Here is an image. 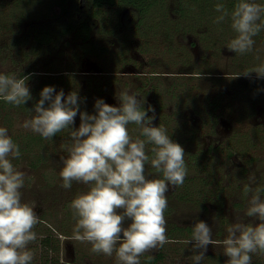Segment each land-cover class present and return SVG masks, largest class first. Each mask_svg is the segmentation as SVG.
<instances>
[{
    "label": "clouds",
    "instance_id": "obj_1",
    "mask_svg": "<svg viewBox=\"0 0 264 264\" xmlns=\"http://www.w3.org/2000/svg\"><path fill=\"white\" fill-rule=\"evenodd\" d=\"M215 11L220 15L214 22L230 18L236 33L228 50L239 54L251 52L253 37L264 31V4L237 0L230 13L223 3H217ZM250 73L264 77V64L243 75ZM27 79L0 74V98L15 106L25 104L32 98ZM54 92L52 86L42 89L34 115L23 127L45 139L69 130L70 142L62 145L68 155L61 158V187L70 189L74 182L88 186L87 191L78 193L70 202L76 221L73 238L90 243L93 253L109 257L115 253L117 264H140L139 258L145 253L170 242L164 215L168 208L166 194L170 186L184 183V149L165 128L152 126L155 109L151 105L144 109V100L135 94L120 92L118 107L97 99L95 114H88L80 111L76 91L66 98L63 90L55 95ZM78 113L80 124L73 128ZM129 124L140 126L145 139L133 140ZM146 144L153 145L151 159ZM20 155L8 130L0 127V264H31L33 253L28 245L36 240L33 229L40 222L34 209L22 202L24 173L12 163ZM149 162L162 178L145 175ZM245 215L258 222L232 224L223 241L213 239L206 222L197 221L191 239L185 241L192 244L195 252L191 257L193 264H200L209 245L221 243L227 264H251V254H264V199L259 191L251 196ZM126 218L131 223L124 227Z\"/></svg>",
    "mask_w": 264,
    "mask_h": 264
},
{
    "label": "rangeland",
    "instance_id": "obj_2",
    "mask_svg": "<svg viewBox=\"0 0 264 264\" xmlns=\"http://www.w3.org/2000/svg\"><path fill=\"white\" fill-rule=\"evenodd\" d=\"M168 2H170L168 10L171 6L176 7V0H168ZM68 3L70 9H72V16H79L86 14V11H88L90 7L91 0H0V74L15 76L16 78H23L25 76L28 77L26 84L32 97L25 104H21L20 106H15L12 104H10L9 107L0 106V127H4L8 130L9 136H11L14 143H16L21 150L23 144V142H20L21 140H29L28 143L31 142V144H33L32 140H35V137L39 138L38 133L33 132L31 129L24 128L23 124L26 120L31 119L34 115V105L39 101L40 93L45 86L53 87L55 84L56 87H54V95L61 90H63L64 93L67 92V94L75 90H80V92H78L79 95L83 94L84 97L79 99L78 96V101H83V107L85 108V112L88 114H95L94 105L97 99H103L105 103L112 106H115L116 102V104H118V47L121 46V39H118V33L121 32V30L118 32V19L120 20V15L125 10L123 9L118 15V5L113 7L105 6L101 9L102 18L97 21L96 28L93 30L91 35V41H93L95 45L104 46L108 49L105 60L98 58V56L94 54L81 53L80 48L81 46L85 45L72 34L64 36L61 40H59L56 43L57 48L54 49L47 48L45 45L39 46L38 50H33L31 45H12L16 38L32 33L34 25H38L42 28V26L45 25L48 20L53 19L54 16L63 15V20L61 23H67L68 15H65L64 11H62V8L68 5ZM173 3L175 5H173ZM163 9L167 10V8ZM163 9L161 11H163ZM219 15L220 13H216L211 18V23H209V25L205 28L208 29L207 32H211L209 33L210 42L212 39L218 40V38H221V42L226 44H218L217 46H228L230 41L235 37L236 33L231 28V21H228L230 18H225V20L221 23L214 22L216 17ZM149 16L151 18L150 27L154 28L152 30L149 29L150 34L147 35L148 38L145 37L142 40L145 43L149 41L152 42V44L148 45L162 46L160 49L163 50L165 46H185L181 44L183 39H185L186 42H188L189 39L195 42L199 38L197 40L198 44L195 46H204L200 36L183 38L179 32L176 34L174 44H171V42L168 41L167 32L173 26V23H176V17L170 14L168 17L170 24L166 25V14L158 15V13L154 12V14H150ZM144 22V29H146V31L143 32L145 33L149 28V24L147 19H145ZM202 24H206L205 21H202ZM120 37H122V35H120ZM263 37L264 31H261L258 35L253 37L255 41L253 48L258 49L259 51H264ZM140 39H142V37H140ZM138 40V36L135 34L131 41H128L130 42L128 46L132 47L131 53L129 52L132 60L128 63H138L141 61V59H143L145 62H149V64L152 62L154 64L160 62V66H165L168 64L165 62L168 60V57L170 60L172 59V55H169V53L165 57L160 55L155 56L154 58L142 55L138 52V50H136V48L133 47L139 45L137 44L139 43ZM212 44L213 43H210V45L207 46H213ZM207 51H205L202 47H195L193 50L194 59L199 65H202V70L208 71L211 69L213 72L209 73L216 75L218 71L220 73L224 72L227 74L232 71V68H235L234 65L231 64L230 51H227L221 57L220 62L222 63V66L219 68L213 66L216 64V59L214 56H210L213 54ZM207 56H210L208 58L211 60H208ZM254 57L256 58H252L248 64V67L245 69L250 71L257 66L264 64L263 54H261L260 57ZM72 67L77 71L71 72L69 69ZM170 69L171 71H175L172 68ZM84 72H91L95 75H86ZM251 74L253 77L249 76V78H254V76H257L256 73ZM203 75V77H197V79L192 81L190 87H196L190 89V98L192 95L198 92L200 93V96H202L203 101H205V96L212 93L214 82L210 80V76H205L209 74L204 73ZM91 76H94V78L96 77L97 79L94 82H89V80L94 79ZM108 79L112 81L110 84L111 86H108L107 84ZM97 83L99 86L103 84L102 88L104 85V87H107L106 94H100L101 92L95 85ZM227 86L228 84H225L223 87ZM109 87L112 88V90L108 89ZM191 102L192 101L187 103L182 102V105L191 106ZM47 103L48 102L46 101L45 106H47ZM176 103L179 104L180 102H178L176 99H172L170 102L171 105L174 104V107H178V105H175ZM237 104V109H239L238 114H246V108L244 105L248 104H241L239 102H237ZM204 106H206L208 109V105ZM231 108L234 107L232 106ZM202 114L206 119V112H202ZM238 114H225L227 116L225 117L237 126L236 132L238 131V133L235 134V140H239V142H243L245 145H249V140H251L252 146H250V152L252 154H256L257 156L260 155L262 158H264L263 137L260 138L252 135V133L250 134V129L253 126L251 121L253 120L254 115L251 117H246L244 123H242L237 120ZM76 117L77 119L74 120V124L72 125L73 128H78L80 124V117ZM208 129L210 128L208 125H206L204 130ZM224 129L228 128L226 127ZM128 130L129 134L134 140L137 138H142L140 126L132 127V125H128ZM243 132H247L250 135L248 136L247 134H243ZM69 142V130H64V133L60 132L56 137L53 138V140L46 144L45 141L41 140L39 145H34L35 149L33 152L24 153L22 150L20 151L22 154L18 159H12V163L16 169L24 173V186L21 189L22 202L27 203L34 209L40 221L33 229L37 238L33 243L28 245L29 250H31L33 253V260L31 264H46L48 260H52L51 262L56 264H117L115 253H113V255L110 257L103 254L93 253L91 251L92 246L90 243L80 242L73 238V228L76 221L70 208V202L78 193L87 191L88 186L74 182L70 189H64L61 187L62 179L59 175L63 167L61 158L67 157L68 155L62 145H65ZM247 153V151L243 152V149L240 147L237 151V154L245 160L247 157L246 155H248ZM42 155L44 160H39V157L42 158ZM37 159L41 163H35ZM236 159L237 158H235V160ZM223 163L225 164V161H223ZM259 166L262 165L259 164ZM148 172L152 171L145 169V174ZM231 176H234L235 178L238 177V169L232 171V174L228 175L227 177ZM255 176L256 168L253 167L251 170L252 179ZM240 187L241 185L235 184L232 192ZM170 188L171 186L169 189ZM239 196V193L235 195V197ZM241 196L245 198L246 195L244 194ZM251 196L252 195H250L245 201L241 202L245 206H249V200L251 199ZM242 203V206L239 207L240 210L235 209L233 212L230 211V205V210H227L224 206V218L227 219L229 218L228 215H233L234 223H246L248 217L245 215V213L248 207L245 208ZM230 204L232 205V201H230ZM184 209L186 211L184 212L185 217H183V219L186 220H191V218L197 213L196 211L189 209L187 206ZM205 213L206 216L204 214L203 216L206 218L203 217L201 219L209 225V227L212 229L213 235H216V228H218L219 230L217 235L223 234V236L226 238L228 235L227 230L232 226L230 222H228L230 226H217V221L215 220L216 218L212 210L205 211ZM234 223L232 222V224ZM220 229H222L221 232ZM47 236L51 240V245L49 248L44 245V239ZM178 245L179 244H177V246ZM185 245V248L187 249L192 247L191 243H185ZM177 246L170 245L169 247H171V250L167 251V253L174 256L176 254L174 253V248H177ZM222 249L224 250V248ZM222 249L216 252L214 251L217 254V256L215 255L214 259L218 260V256L221 253L220 251H223ZM191 254L192 252L186 254L184 257L178 254L175 259L178 258L177 261L181 264H193L191 259L193 254ZM204 261L205 260L203 259V262Z\"/></svg>",
    "mask_w": 264,
    "mask_h": 264
},
{
    "label": "flooded vegetation",
    "instance_id": "obj_3",
    "mask_svg": "<svg viewBox=\"0 0 264 264\" xmlns=\"http://www.w3.org/2000/svg\"><path fill=\"white\" fill-rule=\"evenodd\" d=\"M192 1L193 0H176V7L171 6L168 10V6L170 5V2H168V0H165L164 4L161 5L160 8L162 9L167 8V10L163 9V11H161L162 10L161 9L157 11L142 13L133 6L131 7L130 5L126 4L124 0L123 1L118 0V15L122 12L123 9H125L123 13H121L120 15L121 16L120 20L118 19V32L119 30H121L122 32V33L121 32L118 33V37H119L118 39L119 40L121 39L120 41L121 46L118 47V96L120 92L127 91L130 94L137 95L138 99L142 98L144 100V103L142 105L144 109H147L148 105H151L155 109V119L152 122V126H159L165 128L169 136L176 129L181 130L179 134L180 140L175 139L174 141H176V143H179L184 149L185 152L184 159L187 168V175L184 179V183L181 186L171 187L166 194L168 200L167 209L173 210L171 214L168 213L164 214L167 221L166 227L168 228L170 223H176L183 227H187V226L193 227L197 221L202 220L201 218L206 216L205 211H209V210H212V212L214 213V216L216 218L214 219L217 221V226L220 225L222 227H225V226H230V224L232 225V222L234 223V218L233 215L232 216L228 215L229 218L227 219L220 217V215L218 214L219 206H220L219 196L224 195V206L227 210H230V206H231L230 211L232 212L235 209L238 210L239 207L242 206L241 201H245L250 195L255 194L257 191H259L261 198L264 199V158H262L260 155L257 156L256 154H252L250 152L249 149L251 148L250 146H252L251 140H249L250 142L249 145L247 143H246L247 145H245V143L243 144V142H239V140H235V136H236L235 134L238 133V131L236 132L237 126L232 121L228 120L225 114L234 115L235 113V115H237L239 110L237 109V106L234 108L227 107L224 114L218 116L217 119L214 116L213 119L211 120V117L208 114L209 112L212 113V110L215 111L214 106H209L208 109L206 106L199 107L197 102L202 103L201 101L202 96H200V93L196 92L194 94L195 97L199 99L196 102L197 104L195 102H194L195 104L191 102V106H184L182 105L184 102L183 103L180 102V100L175 98V95L168 93V88H169L168 84H170V82L173 80L172 77L178 74L180 76H184L190 79V81H188L186 85H184L183 89L187 91L188 88L191 89L196 87V86L190 87L192 81L194 79H197V77H201V76L203 77L204 73H202V71L200 72L197 69L199 67V69L202 70V65H199L198 62L194 59L193 50L195 47L197 48L202 47L205 51L208 50L207 52L213 54L210 56L215 57L216 64H214L213 66L217 68L222 66L220 60L223 54L229 51L228 47H222L219 53L214 49H206L205 46H195L198 44L197 40L199 38L195 42L190 39L188 42H186L185 39H183L181 44L185 45L188 51L191 52L192 59L190 60L191 65L183 66V69H178L179 71L178 73L171 71L169 57L168 60L165 61L168 63L165 66L162 65L160 66L159 65L161 64L160 62H157V64L150 62L151 64H149V62H145L143 59H141V61L138 63L137 62H135L134 64L128 63L132 60L129 54V52L131 53L132 51V47L128 46L130 43L128 41H131L132 37L135 34H137L138 36L139 43L137 44L139 45L133 47L136 48V50H138V52L141 53L142 55H146L150 58L152 57L154 58L155 56H160V55H163L165 57L166 55H168V52L166 51V46L163 48V50L160 49L162 46L159 49H155L153 46L148 45V44H152L151 41L146 43L142 41L143 38L147 37V35L150 34L149 29L152 30L154 28V27L153 28L150 27L151 18L149 16L150 14L151 15L154 14V12L158 13V15L161 14L167 15V19H165L167 23L166 25L170 24V20L168 19L170 14L174 15L176 17L177 23L181 25V27L178 29V32L181 34V37L183 38L186 37L190 38L191 36L197 37L198 33L201 34L204 30H207V28L205 27L209 25V22L205 21L206 24H202V20L200 19V17H192L194 14L200 15V13L187 12V11L179 13L176 11L177 7L180 6V4L187 6L189 4H192ZM254 2L264 4V0H254ZM200 4L201 2H197L196 6H199ZM173 5L175 4L173 3ZM233 8L234 6H232L231 11L233 10ZM231 11H229V13ZM215 14L216 13H213L212 16H214ZM145 19L148 20L149 28L147 32L144 33L143 31H146V29H144ZM228 21L230 22V19H228ZM187 24H193L194 28L189 29V31L187 32L184 31V25ZM202 29L204 30L201 31ZM120 35H122V37H120ZM140 37H142V39H140ZM80 51H82L81 48ZM247 54L248 55H242L243 57L241 56V58L243 59L242 60L236 56L235 52L230 51L231 64L234 65L235 67L232 68V71L235 70L241 72L236 75L234 74L235 76H238L240 78L241 77L248 78L249 76L251 77L252 74H249L248 77L243 75L246 71H248V69L245 68L248 67V64L250 63L252 58H256L254 56L260 57V55L263 54L264 57V51H259L256 48H253V50L251 52H247ZM106 55L107 53L105 54V56ZM210 56H207L208 60H211L208 58ZM180 62H181L180 64L182 65L183 64L182 60H180ZM239 68H241L242 70ZM232 71H230L227 74L224 72L220 73L218 71L216 75H213V73H209L208 71H206L205 73L209 75H205V76H210L211 77L210 80L212 81L214 80L213 82L216 83L217 76H223L225 78H229L230 76H233V74H231ZM84 73L86 75L92 74L91 72H84ZM91 77L94 78V76ZM254 77H258V76H254ZM96 79L97 78L95 77L94 79L89 80V82L90 81L94 82ZM107 82L106 83L108 84V86H111L110 84L112 81L108 79ZM159 82L164 84L162 89L163 90L162 95H158L155 90V87L156 85L159 84ZM95 85L99 86L98 83ZM104 86L102 90H100L101 92L100 94H106L107 87ZM120 86L122 89L120 88ZM108 89L112 90V88L110 87ZM217 89L218 87L215 84V90L217 91ZM75 91L77 93L80 92V90H75ZM64 94L66 98V95H68L67 92H65ZM212 94H213V90L211 95ZM78 96L79 99L84 97L83 94L79 95V93ZM162 97L164 98L163 100H161ZM172 99H176L178 102H180L179 104L178 103L175 104L178 105V107H174L173 106L174 104L173 105L170 104ZM187 102L189 101H186L185 103ZM78 103H79L80 111L81 110L85 111V108L83 107V101L80 100L78 101ZM116 103L115 106L118 107L120 103L119 100H118V104ZM202 112H206L207 114L206 119L203 117ZM148 115L152 116L153 113L148 112ZM242 115L244 114L241 113L240 115L239 113L237 120L239 122L244 123L245 118L240 117ZM77 116H79V113L77 114ZM76 119L77 117H75V120ZM251 122L253 126L250 129L251 130L250 134L252 133V135L260 138L263 137L262 140L264 141V106H259L257 108L256 113L254 114L253 120ZM129 125L130 126L132 125V127L138 126L136 124H129ZM206 125H208L210 129L204 130V127ZM226 127L228 129H224ZM187 129L190 132H194L192 134V137L195 140H191L187 138L185 139L187 135L186 132H188ZM247 132H243V134H247L249 136L250 134ZM152 147L153 145L146 144V148H145L146 153L150 155V159L152 157V153H151ZM239 147L243 149V152L246 151L248 152L247 153L248 155H246L247 157L245 156L246 160L244 158H241L237 154ZM197 150H201V156L203 158H201L199 161L191 162L188 153L192 151L196 152ZM235 158L237 159L235 160ZM222 160L225 161V164L223 163ZM259 164H261L262 166H259ZM253 167L256 168V176L252 179L251 170L253 169ZM145 169L152 171L145 174L148 178H162V174L156 173L155 169L151 167L150 162L145 165ZM235 169H238V177L236 178L234 176L227 177L228 175H231L232 171H235ZM235 184L241 185V187L236 189L234 192H232V189H234ZM246 189L248 190L246 191ZM238 193L240 194V196L245 194L246 195L245 198L242 196L235 197V195ZM225 195L227 196V198ZM230 201H232V205L230 204ZM186 206L189 207V209L197 212L191 218V220L183 219V217H185L184 212L186 210L184 208ZM246 207L248 206H245V208ZM203 214L205 216H203ZM228 222H230V224H228ZM256 222L258 221H255L254 219L249 217L246 220V223L255 224ZM130 223L131 220L126 218L123 226L127 227ZM218 230L219 229L216 228V235H213V239L218 241H223L225 237L223 236V234H219L220 236L217 235ZM221 231L222 229H220V232ZM167 236H168V231H167ZM122 238L123 237L121 234V239ZM168 239L170 242H174L173 239H170L169 237ZM222 248H224L222 243L219 244V246L217 247L213 245H209L205 253V256H207L210 252H212L213 255L217 256L215 252L219 251ZM156 250H153L148 253L155 254ZM175 260L177 261L178 258H176ZM175 260L173 263H171V260H167L163 264H169V263L181 264L180 262L178 261L176 262Z\"/></svg>",
    "mask_w": 264,
    "mask_h": 264
},
{
    "label": "trees",
    "instance_id": "obj_4",
    "mask_svg": "<svg viewBox=\"0 0 264 264\" xmlns=\"http://www.w3.org/2000/svg\"><path fill=\"white\" fill-rule=\"evenodd\" d=\"M123 1V0H122ZM124 2L131 7L138 9L142 13L151 12V11H157L161 10V5L164 4L165 0H124ZM197 2H201L199 6H196ZM217 3H223L228 11H231L232 6H235L237 3V0H193L192 4H189L187 6H184L183 4H180V6L177 7L176 11L179 13H182L184 11L187 12H197L200 13L194 14L192 17H200L202 21H206L211 23L212 21V15L213 13H217L215 11V5ZM118 5V0H91L90 7L88 11H86L85 15H79V16H72V9L68 5L62 8V11H64L65 15L67 14L68 22L65 24H62L61 21L63 20V15L54 16L53 19L48 20L45 25L42 26V28L38 25H34V28L32 29V33L22 35L13 41V46H27L31 45L33 47V50H38L39 46L45 45L47 48H57V42L61 40L64 36L67 35H74L76 38H78L80 41L84 43L85 46H81V53H90L98 56V58H102V60H105V54L108 52V49L104 46H97L94 44L93 41H91V35L93 30L96 28L97 21L102 18L101 16V9L105 6H116ZM88 13V14H87ZM181 27L179 23L174 24L173 26L168 30V41L171 42V44H174L176 34L178 32V29ZM193 24H187L184 25V31H189V29H193ZM207 30H204L201 34H198L200 36V39L202 40L203 45L206 47V49H214L220 53L222 47H228V46H217L219 45H225L226 43L221 42V38L212 39L210 42V31L207 32ZM33 41V42H32ZM35 42V43H34ZM34 43V44H33ZM210 43H213V46H207L210 45ZM155 49H159L161 46H153ZM166 51L172 55V59L170 60V67L175 70L172 72H179L178 69H183V66H189L191 65L190 60L192 59L191 52L188 51L186 46H166ZM236 56L240 59L242 55H248L245 54H239L235 53ZM243 57V56H242ZM180 60H182V65L180 64ZM243 60V59H242ZM200 72L205 73L206 71L197 68ZM71 72L77 71L73 67L70 68ZM104 71V70H103ZM212 70H208V72H211ZM249 71V70H248ZM246 71V72H248ZM70 72V71H69ZM245 72V73H246ZM241 72L233 70L231 74L233 76H230L229 78H225L223 76H217V82H214L213 86V94H207L205 96V101L202 103L197 102L199 99L195 97V95L191 96V90L188 88L186 91L183 89L184 85L190 79L180 76L176 74L174 77H172V81L170 84H168V93H171L172 95H175V98L180 100V102H186V101H192L193 103L197 102L198 106L205 107L204 105L214 106V110H212V113L209 112L208 115H210L211 120L215 116L217 119L218 116L221 114H224L227 107H236L238 104L237 102L241 104L247 103L248 105H244L246 108V114L240 116L243 118L251 117L256 113V110L259 106L264 105V78L263 77H254V78H244V77H238L235 76L236 74H239ZM235 74V75H234ZM251 74V73H250ZM252 77V76H251ZM214 81V80H213ZM102 83V82H101ZM54 84V83H53ZM215 84L217 85L218 89L217 91L214 89ZM225 84H228L227 87H223ZM163 83H160L156 85L155 90L158 95H162L163 92ZM188 85V84H187ZM53 87H56L54 84ZM98 90H102V85L97 86ZM183 89V91H182ZM186 92V94H184ZM164 98L162 97L161 100ZM194 103V104H195ZM196 103V104H197ZM0 106L9 107L10 104L6 103L2 98H0ZM21 108V107H20ZM202 110V109H200ZM241 115V114H240ZM241 120V118H240ZM179 129H176L174 132L170 134V138L174 141L175 139H179L180 134ZM188 131V129H187ZM64 133V131H62ZM60 133V132H59ZM57 133L56 136L59 134ZM187 135L185 139H191L195 140L192 137V134L194 132H186ZM54 136V137H56ZM39 138L35 137V140L33 139V144L31 142L28 143L29 140L26 141H20L23 142L22 144V150L23 152L31 153L34 151L35 146L39 145L41 143V140L45 141V144L53 140L54 137L50 139H45L41 135L38 136ZM143 139H145L142 136ZM176 142V141H174ZM40 148V147H38ZM37 148V149H38ZM20 149V151H22ZM22 154V152H20ZM188 155L190 156L191 162L199 161L201 158V150H197L196 152H189ZM150 157V155H149ZM39 160H44L43 155L42 158L39 157ZM211 158V157H210ZM38 159L35 163L40 162ZM41 163V162H40ZM193 194V192H192ZM194 196V195H193ZM220 199V206H219V212L221 218H224L223 212H224V195L219 196ZM173 210H166L165 213L171 214ZM168 231V237L170 239H173L174 242H169L165 244L163 247L156 250L155 254L145 253L143 256H141L140 264H163L167 260H171L173 263L175 260V257L179 254L180 256H186V254H189L192 252L194 255V250L192 247L185 248V241L191 239L192 234V227L187 226L183 227L181 225H178L176 223H170L169 227L167 228ZM177 244H179L177 246ZM44 245L49 248L51 245V240L47 236L44 239ZM170 245H175V252L174 256L172 254L167 253V251L171 250ZM186 249V251H185ZM188 250V251H187ZM158 252V253H157ZM191 254V255H192ZM252 255V264H264V254H260L259 252L251 254ZM204 262L202 260V263L200 261V264H227L228 257L224 255V250L221 251V253L218 256V260L214 259L215 255L210 252L207 256H205ZM52 261V260H51ZM51 261H47L46 264L50 263ZM52 264H56L54 262H51ZM50 263V264H51ZM58 264V263H57ZM175 264V263H174Z\"/></svg>",
    "mask_w": 264,
    "mask_h": 264
}]
</instances>
